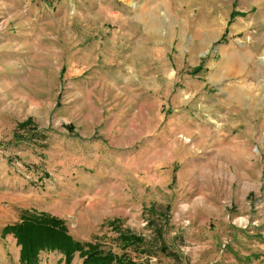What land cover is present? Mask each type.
Listing matches in <instances>:
<instances>
[{
  "label": "rangeland",
  "instance_id": "rangeland-1",
  "mask_svg": "<svg viewBox=\"0 0 264 264\" xmlns=\"http://www.w3.org/2000/svg\"><path fill=\"white\" fill-rule=\"evenodd\" d=\"M12 53L0 264H22L3 230L24 216L74 230L46 192L60 174L89 193L81 243L133 264H264V0H0V61ZM77 168L89 181L68 180Z\"/></svg>",
  "mask_w": 264,
  "mask_h": 264
},
{
  "label": "trees",
  "instance_id": "trees-1",
  "mask_svg": "<svg viewBox=\"0 0 264 264\" xmlns=\"http://www.w3.org/2000/svg\"><path fill=\"white\" fill-rule=\"evenodd\" d=\"M17 225L8 226L4 234H12L20 247L19 259L22 264H39L42 252L58 253L63 264H71L75 254L82 259L80 264H133L123 257L103 251L99 244L81 243L69 233L65 221L46 214H29ZM139 244L142 239L122 235L120 242Z\"/></svg>",
  "mask_w": 264,
  "mask_h": 264
},
{
  "label": "crops",
  "instance_id": "crops-1",
  "mask_svg": "<svg viewBox=\"0 0 264 264\" xmlns=\"http://www.w3.org/2000/svg\"><path fill=\"white\" fill-rule=\"evenodd\" d=\"M26 1V0H25ZM28 10L27 12H25V16H27V19H32V20H40V17H41V13L39 11H36V9H33L34 11H30V6H28ZM36 8V7H35ZM43 12V11H41ZM60 15V14H59ZM28 54V53H27ZM24 54L22 55H16L15 53H12L8 56V59L7 60H2L0 62L2 63H5V64H8L6 67H12L13 64H16L18 65L24 58ZM19 60V61H17ZM17 61V62H15ZM26 61H24L25 63ZM10 71L14 72V69H11ZM6 74V73H4ZM75 171H73L74 173H71V175H74V176H70V178L68 180H71V181H75L77 179H82L85 181V179H87L89 181V169H86L87 172L81 174V176H77L78 174L77 171H78V168L77 169H74ZM79 177V178H77ZM55 182H58V184H53V186H48L47 187V191L48 192V195L52 198V204L55 205V206H60L61 205V201L63 200L62 198H64L65 200V203H67V201H70L68 206L66 207L67 204H64L63 206V209L62 211H65V214H71L73 217H74V224L75 227H74V230L71 232V235L76 238L77 240H80L81 238L84 239L83 236H80V232L78 231L81 227V224L80 222H83V221H86V226L87 229L89 230V196L87 194L89 193H85V194H82V193H77V195H73L72 193L68 196V193L66 191L65 188H61V174L59 175V177H56L55 178ZM67 186V185H65ZM77 188V186H76ZM74 190V189H73ZM63 192V194H62ZM31 194V193H30ZM44 194V193H43ZM86 195V196H84ZM38 200L42 201V202H45V200L42 199V196L45 198L44 195H38L36 194ZM63 200V202H64ZM82 213V214H81ZM72 225V226H73ZM81 230V229H80ZM79 238V239H78ZM83 241V240H82Z\"/></svg>",
  "mask_w": 264,
  "mask_h": 264
}]
</instances>
